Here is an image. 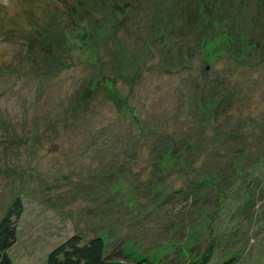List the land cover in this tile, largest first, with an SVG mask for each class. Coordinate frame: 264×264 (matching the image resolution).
I'll return each instance as SVG.
<instances>
[{"label":"rangeland","instance_id":"1","mask_svg":"<svg viewBox=\"0 0 264 264\" xmlns=\"http://www.w3.org/2000/svg\"><path fill=\"white\" fill-rule=\"evenodd\" d=\"M208 1L0 0L14 264L77 235L129 264H264V0Z\"/></svg>","mask_w":264,"mask_h":264},{"label":"trees","instance_id":"2","mask_svg":"<svg viewBox=\"0 0 264 264\" xmlns=\"http://www.w3.org/2000/svg\"><path fill=\"white\" fill-rule=\"evenodd\" d=\"M205 6L202 8L211 9V2L204 0ZM182 13L185 23L188 25L202 27L206 31L208 28H214V20L209 15L211 11L208 9L194 10L193 8H183ZM212 14V13H211ZM186 26V25H185ZM174 29V28H173ZM174 31V30H173ZM207 32V31H206ZM213 30L207 34L211 35ZM176 33V32H174ZM178 34V33H177ZM260 182L254 180L253 185L258 186ZM256 189V188H255ZM24 211L22 200H17L11 205L7 214L0 220V264H14L9 255V250L17 243L18 223L21 214ZM48 264H129L124 260L107 255L104 240L97 236L90 240H85L80 236L73 238L66 245L51 253ZM138 264H153L148 260L138 262ZM221 264H238L235 257L228 258Z\"/></svg>","mask_w":264,"mask_h":264}]
</instances>
